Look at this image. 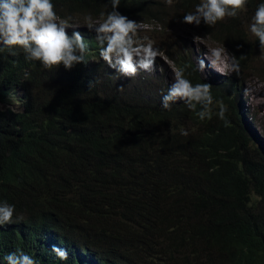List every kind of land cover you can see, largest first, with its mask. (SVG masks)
I'll return each mask as SVG.
<instances>
[{"label": "trees", "instance_id": "obj_1", "mask_svg": "<svg viewBox=\"0 0 264 264\" xmlns=\"http://www.w3.org/2000/svg\"><path fill=\"white\" fill-rule=\"evenodd\" d=\"M262 2L247 0L250 23ZM52 3L69 23L112 11L111 0ZM194 3L177 0L175 11H195ZM165 4L120 0L118 11L160 26ZM240 13L201 27L244 71L259 41ZM81 34L87 63L61 66L52 82L53 69L0 45V204L15 209L13 223L0 227V264L17 250L37 264H264V141L240 113L237 75L217 83L190 56L171 57L193 85H211V119L201 120L198 104L164 109L116 92L111 77L98 75L95 35ZM40 83L48 90L37 98L29 88ZM17 88L13 112L4 102Z\"/></svg>", "mask_w": 264, "mask_h": 264}, {"label": "clouds", "instance_id": "obj_2", "mask_svg": "<svg viewBox=\"0 0 264 264\" xmlns=\"http://www.w3.org/2000/svg\"><path fill=\"white\" fill-rule=\"evenodd\" d=\"M165 2L172 5L173 0ZM246 3L247 0H200L195 11L186 13L180 22L194 26L203 22L212 27L226 17H237L240 11L246 10ZM119 6L120 0H111L112 11L102 21L93 20L91 16L85 18L87 29L95 33L100 58L109 68L125 77H135L140 70L152 71L159 50L148 37L138 38L143 21L130 19L118 11ZM70 28L72 25L68 20L57 16L52 0H0V45L12 55L16 54L13 49L22 50L26 60L38 61L44 69L63 66L65 70H71L78 64L87 63L85 37L75 28L69 35L67 29ZM249 31L259 41L260 49L264 50V2L256 7ZM211 55L213 63L220 64L225 73L239 72L238 61L234 56L230 57L226 49H213ZM204 67L203 60L199 61L201 71ZM210 89L211 85L207 83L193 85L185 78L183 70H179L167 93L161 97V105L169 109L171 104L182 101L190 109H195L198 104L202 109L198 112L199 118L211 119L213 98ZM17 102L19 100L15 99L14 104ZM19 104L9 108L15 112ZM225 112L226 107L221 103L218 117L224 119ZM181 135L188 136L189 133L181 129ZM14 210V205L0 204V227L13 223ZM52 251L60 260H67V250L53 245ZM4 259L7 264H37L33 256L20 250L10 252Z\"/></svg>", "mask_w": 264, "mask_h": 264}, {"label": "rangeland", "instance_id": "obj_3", "mask_svg": "<svg viewBox=\"0 0 264 264\" xmlns=\"http://www.w3.org/2000/svg\"><path fill=\"white\" fill-rule=\"evenodd\" d=\"M200 2L194 3L195 6ZM177 0H173L172 5L167 3L163 7L167 10L168 14L163 21L164 24L160 26L156 23L143 22L142 29L138 32V38L143 40L144 37H148L149 41L153 42V46L159 50V55L155 61V66L152 71H138L135 77H125L120 73L111 69L101 59L97 62L100 64L102 74L101 80L104 78H112V88L115 86L116 92L122 94H132L134 97L146 98L151 105L161 104V97L167 93L170 85L173 83L174 76L178 69L174 65L171 57L178 55L190 56L199 70L203 78L210 81H222V77H227L231 74L237 75V88H238V100L242 109L241 113L245 115L246 121L249 125L254 126L257 134L264 141V50L260 47L255 49V53L250 56L249 68L242 70L239 68V72H227L220 64H214L211 52L216 48H224L217 42L212 40V37L208 32L199 26L189 25L181 23L182 17L186 13L194 12L187 11L181 15V11H175V5ZM246 9V8H245ZM243 24H246V29L250 24L248 9L240 11ZM179 14V15H178ZM248 16V17H247ZM88 15H82L81 17L73 18L70 22L72 27L81 32H90L95 35L94 31H89L85 25V18ZM93 20L102 21L105 17H92ZM249 18V19H248ZM227 22V17L223 20ZM139 22V21H137ZM73 28L67 29L71 30ZM147 42V41H145ZM225 49V48H224ZM227 53L231 57V54L226 49ZM95 59L93 56L89 57V61ZM203 60L205 67L203 71L199 68V61ZM96 61H98L96 59ZM51 71V82L54 79L55 72ZM39 90H38V88ZM37 87L31 86L29 88L30 93L40 98L47 92V85L40 83ZM16 97L13 100L4 102L5 106L15 107L19 102L15 103V99H19L22 94L20 89H15ZM20 101V100H19ZM0 105H3L2 103ZM21 109V104H19ZM192 129V125L189 121H185V130Z\"/></svg>", "mask_w": 264, "mask_h": 264}]
</instances>
